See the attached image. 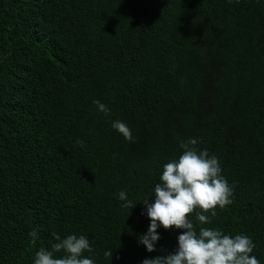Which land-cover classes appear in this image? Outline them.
I'll use <instances>...</instances> for the list:
<instances>
[{"label":"trees","instance_id":"16d2710c","mask_svg":"<svg viewBox=\"0 0 264 264\" xmlns=\"http://www.w3.org/2000/svg\"><path fill=\"white\" fill-rule=\"evenodd\" d=\"M193 138L234 195L189 219L264 264V0H0V264H34L53 232L88 237L94 264L174 253L182 229L139 243L142 201Z\"/></svg>","mask_w":264,"mask_h":264},{"label":"clouds","instance_id":"9594fccd","mask_svg":"<svg viewBox=\"0 0 264 264\" xmlns=\"http://www.w3.org/2000/svg\"><path fill=\"white\" fill-rule=\"evenodd\" d=\"M100 112L109 115L106 105L94 100ZM112 127L123 135L125 140L133 141L131 129L122 121H114ZM77 143L83 147L84 142ZM197 139L181 142L183 150L178 159H172L163 166L160 183L154 188V203L145 198L150 225L147 233L138 237L148 252L156 251V243L160 240L157 229H182L178 236V248L174 253L144 259L142 264H260L259 260L250 255L256 247L251 237L237 234L234 237L224 234L220 229L200 227L197 232L189 217L195 213V219L201 225L211 223L210 217L216 216V208H225L232 204L234 186L229 185L223 177L222 168L217 157L210 156L207 150H199ZM119 199L125 201L121 206L132 209L135 205L121 191ZM199 209V211H197ZM210 213L209 215H206ZM35 243L37 230L29 233ZM55 243L51 250L41 247L34 257V264H94V260L84 256L91 253L90 240L84 235L75 234L66 238L52 233ZM62 256H57L58 253ZM106 258H112L113 250L105 251Z\"/></svg>","mask_w":264,"mask_h":264}]
</instances>
